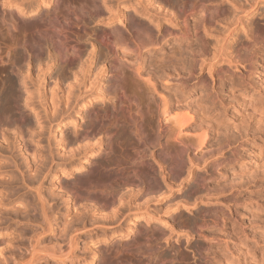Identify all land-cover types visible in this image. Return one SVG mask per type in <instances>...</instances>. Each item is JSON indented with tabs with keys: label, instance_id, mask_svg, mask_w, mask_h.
<instances>
[{
	"label": "rangeland",
	"instance_id": "374dc122",
	"mask_svg": "<svg viewBox=\"0 0 264 264\" xmlns=\"http://www.w3.org/2000/svg\"><path fill=\"white\" fill-rule=\"evenodd\" d=\"M14 1L22 0L1 1L2 6L7 10L4 14L5 18L2 19L0 16V37H6L7 23L14 17L8 11L9 8L18 6L19 3ZM24 1L34 2L33 7L38 6L37 11L22 15L26 21L30 20V15L50 8V4L39 5L38 0ZM137 1L144 6L142 10L146 14L154 16L159 13L157 16L159 19L148 20L147 16L140 14L141 12H135L137 17L151 21L150 24L155 25L154 31L158 30V33H163L165 30L177 32L175 30L178 29L179 32L181 21L176 14L182 6L178 7L181 3L179 0L176 3L177 7L175 0H172L174 5L171 0ZM166 1L172 5H168ZM247 1H213L214 4L222 5L220 9L218 8V16L212 17L213 19L204 17L201 19L199 14H193V18L196 19L191 20L193 19L191 16L190 34L186 38H179L175 41L172 36H168V43L166 41L161 43L162 51L148 53L150 55L144 54L145 56L142 55V57L137 56L134 61L135 65L146 62L148 71H152L151 73L161 75L165 72L174 74L180 79H186L187 86L171 81V83L167 82L168 87H162L159 83L163 81L164 74L162 73L163 76L158 77V80L162 81L157 83L158 88L157 86L156 88L164 92L165 97L173 105L192 116L188 133H200L202 130L207 132L204 144L195 148V151L194 148L187 149L182 154L180 166L174 171L171 169V161L167 152H161L155 141H151V144L145 147L148 153L137 157L138 161H132V163L131 160L125 159V156H131L134 153L132 144L125 147L124 151L120 148V153L118 152L114 161L109 164L105 153L112 154L114 149L109 150L105 142L98 144L95 139L67 147L69 138L82 131L88 124L91 109L102 111L108 109L114 102L111 98V90H105L101 86L106 82L107 71H103L102 63L96 59L87 72L82 70L79 74V82H81L79 92L80 96L84 94V91L92 94L103 93V99H94L84 106L80 101L77 107L72 102L73 112L68 116L64 115L65 119L60 123L54 121L52 128H45L40 138L42 149L50 148L54 153L55 163L52 169L55 168L54 170L58 171L50 170L45 176L41 174H35V176L33 170L35 167H32L33 173L31 171L21 173L31 165V162L28 165L23 161L24 156L17 154L23 152L26 155V151L28 154L33 153L37 143L28 138L31 137V132L24 131V137L16 138V141L22 138L21 142L19 141L21 150L13 152L18 162H21L19 168L15 167L10 154L8 155L7 152L0 154L2 156L0 157V171H5L3 174L6 175L1 180V182L4 180L3 184L6 183L3 185L0 182L5 189H2L4 192L0 190V199L2 198L0 202L10 195L5 201L13 199L14 203L11 201L10 204H15L16 207L19 205L18 207L22 209L20 212H23L16 213L13 211L15 208L12 209L9 206L5 209L9 212L2 211L4 214L1 213L0 218L3 219H0V224L4 225H0V232H2L0 239L13 240V243L20 241L26 244L20 248L23 253L29 248L26 236L30 232L37 231L34 229L37 228L41 209L39 208L40 203H37L39 199H36L37 196L34 194L35 190H33L34 193L30 190L40 187L39 192L47 196L41 195L43 199H46L47 207L51 209L50 204L54 203L49 212L53 214L51 219L57 222V230L60 229L62 232L64 224L69 227L70 225L75 226L74 228L78 225V229H81L74 256L66 259L65 263L59 264H98L104 259L115 260V254L118 251H123L121 254L124 257H129L130 253L136 254V257L141 260L139 264H154L158 261L163 264H264V50L259 44L254 45L250 37L251 31L256 26L262 28L264 32V2H259L256 9L250 13H244L245 17L242 22L232 30L235 14H242ZM158 4L161 8H158ZM136 8L138 9V6ZM131 11H133L132 8ZM101 24L91 22L89 27H101ZM169 41L174 44L170 43V45ZM47 43H43L39 60L33 62L30 75L38 80L40 75L42 76L46 71L43 86L49 94L51 89H57L54 81L58 73L64 76L67 82H72L74 81L73 72H78L79 67L75 66L69 70L68 66H59L54 60L53 53L49 51ZM170 46H174L173 50ZM90 49L89 44L84 45V57ZM101 51L99 47L96 49L97 55L103 57ZM140 85L138 99L145 108L148 91L143 83ZM62 88L66 89L65 84ZM148 103L149 111L145 112V123L148 131L150 129L154 131L158 125L156 102L149 99ZM87 111L90 113L88 114ZM27 112L33 117L29 109ZM116 131V129L112 130L114 134ZM128 136L121 135L118 139L120 138L121 143L126 139L130 141L131 136ZM85 144L90 145L93 151L85 155L81 152L73 161H70L71 163L69 161L62 163V160L60 162L58 159L63 154H71L70 148L81 150ZM137 147V149H142L140 144ZM47 154L43 158L46 156L48 158ZM39 159L38 162H41L42 158ZM102 163H106L103 164L106 167H103ZM100 164L103 168L99 174L105 171L103 173L105 176L102 178L100 176L103 174L95 175L97 178L100 177L99 179L107 176L108 180L106 178L102 183L97 179L99 183L111 184L110 186L114 184L109 188L110 191L113 189L111 192L113 196L109 200L110 206L106 210L99 211L90 206L93 200L100 199L101 201L100 194L97 193L99 188H95L92 183L94 181L88 182L91 184L90 188L82 184L88 185L86 183L90 173L88 170ZM133 167H136L141 174L136 177L137 179L128 180L131 181L130 184L128 181V184H123L125 181L117 180L120 179L122 172L125 175L126 171ZM9 176L13 178L12 183H10L12 180ZM81 176L84 177L79 180L77 177ZM92 177L91 179L95 180V177ZM112 177L115 178L112 179ZM77 182L82 186L79 184L77 186ZM65 183L70 184L65 186ZM72 183H74L73 189L77 186L75 187L77 191L74 190L75 195L74 192L69 194L67 191ZM81 187H86V192ZM85 193L87 198L84 197ZM95 194H99V197ZM53 197L54 200H52ZM81 198H85V202ZM88 198L90 200H86ZM49 199L52 201L48 202ZM15 201L20 204L17 205ZM12 216H15V219ZM24 220H29V223L27 221L25 223ZM21 221L24 223L21 224ZM60 231L50 233L44 242L53 240L55 243V239L60 241L62 238ZM7 232H13L14 236H9ZM46 234H40L39 237H44ZM3 243V246H8L6 242ZM16 247L14 246V249H17ZM131 259L133 263L134 259ZM10 260L8 263L11 262ZM54 263L53 259H49L44 264ZM122 264H130V262Z\"/></svg>",
	"mask_w": 264,
	"mask_h": 264
},
{
	"label": "bare ground",
	"instance_id": "6f19581e",
	"mask_svg": "<svg viewBox=\"0 0 264 264\" xmlns=\"http://www.w3.org/2000/svg\"><path fill=\"white\" fill-rule=\"evenodd\" d=\"M1 1L3 0H0V3ZM167 1L166 3H168V5L174 3L172 0L171 3ZM213 1L215 2V0H179V2L181 3H179L180 5L178 7L180 8V6L182 5L181 9H178L179 11L177 10L178 12H176V14H178V16H176L180 18L181 21L179 32L177 29L175 30L177 32L165 30L163 33H158V30L154 31L155 25H151V21L148 22L147 19L145 20L144 18L140 16L137 17L135 15V12H141L140 14L142 16H147L148 20H150L151 18L159 19L157 17L159 13L154 15L156 17L151 14H146V12L142 10V7L144 8V6H141L139 4L140 2L137 0H38V2H40L39 5L50 4V8L41 12L38 11L39 13L37 12L34 15H30L29 21L24 20L22 18V15L28 14V12H34L35 10L37 11L38 6L34 5L36 7H33L32 4H34V2L31 1V3L24 0L20 2L14 1L15 3H19L18 6H16L15 4L16 7H8L9 14H13L14 17H12V19H10V21H8L7 23L6 37H0V154L4 152H7L8 155L10 154L11 159L13 160L14 165L17 168L19 166V163L21 162H18L19 160H17L16 155H13V152H15L14 150H21L19 141L20 139L22 140V138H20L19 141H16V138L25 135L23 134L24 131L26 133L31 132V137L28 138L33 139L34 142L37 141V143L35 145V150L33 151V153L28 154V151H26V155L23 152L17 154L21 157L24 156L23 161H25L28 165L31 162V165H29L25 171H21V173L30 171L32 172L34 170V175L41 174L45 176V174H48L50 170L53 171L55 169L54 167V169H52V165L55 163L54 153L52 152V150H50V148H47L45 150L42 149L43 145L40 144V138L42 137L45 128H52V123L54 121L60 123L61 121H63V119H65L64 115L68 116L73 112L74 108L71 107L72 102H74L75 107H77L80 101L84 106L92 102L94 99H103V93L92 94L89 91H84V94L80 96L79 92L81 88V82H79V74L82 72V70L84 72H87L91 64L96 61V59H98V62L102 63L103 71H107L106 82L105 84L103 82L104 85L101 86L103 89L105 88V90H111V98L114 102H112L111 106L108 109H104L102 111H93L95 109H91V113L87 111L88 114L90 113L88 115V124L82 131L69 138L67 147L74 144H80L84 141H91L95 139L98 144L105 142L109 150L112 151V149H114L112 154L105 153V155L107 154L106 161H108L107 163L109 164V162L114 161L117 153H120V148L124 151L125 147L132 144L134 147V153L131 156L124 155L126 157L125 159H127L128 161L131 160L132 163V161H138L139 158L137 157H141L147 152L145 147L149 145L151 141H155L157 146L159 145V150L163 153L166 151L167 153H165L170 157L169 160L171 161V169L173 171L175 169H178L177 167L180 166L182 162V154L189 148H194V151L195 148H199L202 144H204V141L206 140L208 134L205 130H202V132L200 133H188V130L190 129L188 128V126L192 120V116L189 113L182 112L183 110L181 111L178 106L173 105L169 101V99L165 97L166 94L157 89V83L159 81H162L161 79L158 80V77L161 78L163 76L162 73L164 74L163 81L159 82L161 83L162 87H168L166 84H168L169 82L171 83V81H175V83H178L180 85H186V79H180L174 74L165 72H160L161 75H157V73L153 72L154 76L156 77L155 78L153 76V73H151L152 71H148L146 62L135 65L134 61L136 60L137 56L142 57V55L144 54L152 53L155 51L158 52V50L162 51L163 47L161 43L164 41L167 42L168 36H172L175 41L179 40V38H186L190 34V25L192 23H190V21L196 19L193 18V14H199V17L201 19L203 17L213 19L215 16H218V8L220 9L222 5L220 4V6L219 4H214ZM261 1L264 2V0H248L244 6L245 8L242 14H235L234 21L232 23V30H234L236 26L242 22V19L245 17L244 13L247 14L250 13V11L255 10L257 5ZM176 3H178V0L177 2L175 0V5L177 7ZM136 6H138V9L136 8ZM235 6L236 9H238V6ZM159 7L160 6L158 4V8ZM131 8L133 11H131ZM6 10L7 9L4 8L1 3L0 16L2 19L5 18L4 14L6 13ZM191 16L193 19H191ZM91 22L102 24L101 27L92 26L90 28L89 24ZM261 29L262 28L256 26L251 31L250 37L252 38V42L254 43V45L258 46L259 44L260 47H262V50H264V32ZM46 42H48L47 46L49 47V51L53 53L52 55L55 58L54 60L58 62L59 66H68L69 70L73 69V67L75 66L79 67L78 72H73L74 81L72 82H67L65 77L58 73L54 81V86H56L57 89H51L49 94L43 86V79L45 78L44 73L46 71L43 72L42 76L40 75V79L38 80L33 79L30 75V70L33 66V62L37 59L39 60V55L43 49V43L46 44ZM170 43L171 42L169 41V44ZM87 44L90 45L91 49L87 51V55L86 57H84L83 47ZM98 47L102 50L101 52L104 55L103 57L101 55H97L96 49ZM171 48L173 50L174 46H172ZM141 83L146 86L148 91L147 103L145 108L141 105L138 99V92L141 87ZM162 83H165V85H162ZM64 84L66 87L65 90L62 88V85ZM149 99H153L156 102L157 108L156 110L158 125L154 129V131H152L151 129L148 131L145 123V112L149 111ZM27 109H29L33 113V117L28 114ZM70 109L71 111L69 112ZM115 129L117 130L116 134L112 132V130L114 131ZM119 135H129L131 136V139L129 138L130 141L128 139H126L125 141L123 140L124 142L121 143L120 138L118 139V137H120ZM139 144L142 145V149H137V146H139ZM69 150H71V154H63L62 156L58 157L60 162L61 160L62 163L63 161H73L76 156H79L81 152L83 153V155H85L90 151L92 152L93 148L90 147V145L85 144L81 150H79V148H75V150L70 148ZM46 153H48L47 155H49V157L47 158L46 156L45 158H43ZM39 158L43 159H41V162L39 161L40 163L38 162ZM66 164L67 163H65V165ZM103 164L105 165L106 163H102V166ZM2 166H4V164H2ZM32 167H35V169L32 170ZM57 167L58 166H56V168ZM67 167L70 166L67 165ZM103 167H101V164L94 169L93 167H91L92 170H88V172L90 173L88 174L89 176L86 179V183L88 185L82 184L90 188L89 186H91V184L88 182L94 181L92 183H94L95 188H99L97 193L100 194L101 201L100 199H96L93 201L91 200L93 203L92 205H90L92 209H97L99 211L104 209L106 210V208L110 206L109 200H111L113 196V194L111 193L113 189L112 191L109 190V188L114 184L113 181L110 179L113 183L112 186H110L111 184L102 185V183L105 181L104 179L107 178L106 180H108V177L106 176V178L104 179H99L100 177L103 178L105 176L103 174L105 171L101 173L103 175L99 174ZM96 169H98V171ZM56 170L54 171L56 172ZM3 172L5 171H0V182L2 178H5L6 176L5 174H3ZM122 173L120 175V179L118 178L117 180H119L120 182L125 181L123 184H128L129 182H131L128 180H133L138 175H141L139 174V171L136 167L127 170L125 175ZM95 174L101 176L97 178V175ZM84 176L77 178H79L80 180V178L83 179L82 177ZM92 176L95 177L96 181L94 179H91ZM114 178L112 177V179ZM10 179L12 180L10 183H12L13 178ZM97 179L101 180V182L103 180L104 181L102 183H99L100 181H98ZM6 180L9 181L8 179H5V181ZM79 180L77 181L79 182ZM78 182L77 186L78 184L80 185V183ZM96 182L101 184L102 187L101 185L99 187V184ZM107 182L110 183V181H106V183ZM74 183L71 184V187H69L68 190L65 186H68L69 184L67 183L66 185L65 183L64 188L69 192V194L74 192L75 195L74 190H76L75 187L77 186H74L73 189L72 186ZM2 184H0L1 191H3L2 189H4V184ZM97 184L98 187H96ZM38 188L36 189L35 187V189L33 188L32 190H30L32 191V193H34L33 190H35L34 194H36L37 196L36 199H39L37 200L39 202H35L40 203V206H38L41 209L39 212L40 216L37 221V228L34 229L37 231L34 233L30 232L26 236L28 237L27 239L29 248L26 249V251L23 253L20 251V248L24 244L20 243V241L13 243V240L8 239L6 241H3L5 239H0V264H10L11 262H14L13 264H44L49 259H53L55 261L54 264H59L65 263L66 259L74 256V250L78 245V238L80 236L79 232L81 230L78 229V225H76L77 228H74L75 226L71 227L70 225L69 227L68 225L66 226L64 224V226L66 227L62 225L64 228V230L62 229V232L60 231V229H58L61 232L60 234L62 237L60 241L58 239H55V243H53V240L44 242L46 236L50 235V233L53 234L54 232H58V230L57 222L51 219V215L53 214L50 213L51 211L49 212L50 208L47 207L48 204L46 203V199L44 198V200L42 198L43 192L41 194ZM81 188L83 189V191H85L86 187ZM78 190L80 189L78 188ZM99 194L95 195L99 197ZM8 196L10 197V195ZM91 196L89 197L91 198ZM43 197L47 196L44 195ZM84 197H88L86 193ZM33 198L35 200V196ZM5 199L3 198L4 201ZM92 199L94 198L92 197ZM52 200H54V197ZM52 200L48 202H51ZM86 200L90 199L88 198ZM4 201L0 202V216L7 206H9V208L12 207V209L14 207L15 210L13 209V211L16 213L22 210L20 207H18V204L20 203H18L17 201H15L17 202V207L14 206L15 204H10L11 201L13 202V199L8 200L7 202ZM20 202L21 205L24 206V204H22V201ZM52 204L54 205V203ZM52 204H50V206H52L53 208ZM6 211L8 210H5L4 213H6ZM15 216L17 217V215ZM13 218L11 219L13 220ZM220 220L223 221L222 219ZM25 221L27 220H24V222ZM22 222L23 221H21V224ZM7 234L11 236L13 235V232H7ZM40 234L46 235H44V237H39ZM125 235H127V233H125ZM3 242H6L8 246L6 244V246H3ZM14 246H17L16 248L18 250L14 249ZM62 246L64 247L63 249ZM125 250L126 249H124V251ZM122 252L123 251L116 252L115 260L104 259L102 261H99L98 264H122L124 262H130V264H139L138 262L140 259H138L139 257H136V254L134 255L130 253L129 257H124L121 254ZM120 254L122 256H120ZM131 258L134 259L133 263H131ZM9 260L11 262L8 263ZM154 264H163V262L158 261V263Z\"/></svg>",
	"mask_w": 264,
	"mask_h": 264
}]
</instances>
